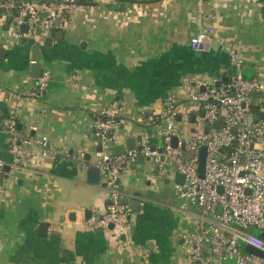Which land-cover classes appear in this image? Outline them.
<instances>
[{
  "label": "crops",
  "instance_id": "obj_1",
  "mask_svg": "<svg viewBox=\"0 0 264 264\" xmlns=\"http://www.w3.org/2000/svg\"><path fill=\"white\" fill-rule=\"evenodd\" d=\"M82 1L96 6L55 30L53 36L64 35L50 48L0 22V109L15 113L22 133L46 135L72 155L43 159L37 169L9 177L0 194V264H188L182 245L194 232L199 211L183 208L176 197L175 169L162 175L152 160L128 165L121 176L123 200L133 212L129 237L86 226L89 213H103L108 203L102 178L98 186L90 185L83 170L82 163H91L101 149L94 121L103 109L119 104L124 115L117 146L127 148L134 138L138 147L147 134L160 148L148 117L189 90L194 78L236 74L219 42L237 48L244 79L264 78V0ZM207 16L217 39L209 49L194 51L191 39ZM36 44L50 83L44 96L33 100ZM74 75L80 80L71 83ZM0 159L12 161L9 136L1 131ZM44 222L48 236L40 238Z\"/></svg>",
  "mask_w": 264,
  "mask_h": 264
},
{
  "label": "built area",
  "instance_id": "obj_2",
  "mask_svg": "<svg viewBox=\"0 0 264 264\" xmlns=\"http://www.w3.org/2000/svg\"><path fill=\"white\" fill-rule=\"evenodd\" d=\"M81 1L0 0V22L10 20V26L20 36L36 37V32L42 31V38L50 37L57 30V20H61L63 27L86 12ZM25 25L29 28L27 34L22 33ZM216 39V29L207 16L190 46L194 51H202L209 49ZM219 46L236 74L227 79L194 78L188 84L189 90L176 100L167 99L160 112L148 117L146 125L156 130L162 142L160 148L153 146L146 134L134 150L116 156L123 107L113 103L96 116L94 136L102 152H97L91 163L82 164L85 172L93 167L100 170L108 203L103 213H93L85 222L90 230L113 231L121 238L129 237L133 212L132 205L123 202L121 176L128 165L149 159L162 175L175 169V176L185 177L183 185L175 184V195L183 208L190 205L199 211L194 232L182 245L188 264H264V256L244 252L250 246L264 254V239L255 232L264 233V78L244 79V60L237 48L224 42H219ZM79 80L77 75L70 78L71 83ZM35 81L29 97L38 100L48 88L50 74L43 71ZM15 118V113L6 116L0 109V131L9 136L12 157L9 164L0 159V194L5 192L9 177L37 169L43 159L72 157L67 147L59 151L46 135L22 133ZM183 123L195 124L191 135L183 130ZM200 126L206 134H198ZM37 130L33 127L32 133ZM173 138L178 139L177 147L172 145ZM204 148L207 159L205 176L201 178Z\"/></svg>",
  "mask_w": 264,
  "mask_h": 264
},
{
  "label": "water",
  "instance_id": "obj_3",
  "mask_svg": "<svg viewBox=\"0 0 264 264\" xmlns=\"http://www.w3.org/2000/svg\"><path fill=\"white\" fill-rule=\"evenodd\" d=\"M81 4L85 7L96 6V4H94L92 2H85V1H82ZM7 23H8L7 28L10 29V20H8ZM55 26L57 29H60L61 28V20H57L55 23ZM28 32H29L28 26H26V25L23 26L22 27V33L27 34ZM63 35H64V33L62 31H59L55 34V36L52 35L50 37L42 38V31L36 32V37L41 39L42 44H44V46L46 48L52 47V43L54 42V40L55 39L61 40L63 38ZM28 40H29L28 38H24L23 42L28 43ZM40 50H41V47L38 44H36L32 47V78L35 80H37L41 76V73L43 72V65H42L41 59H40ZM3 52H4L3 49H0V53H3ZM203 115H204V113L201 112L200 116L203 117ZM191 121L192 122L195 121L194 117L191 118ZM165 127H166V125H165ZM214 127L218 128L219 124L215 123ZM18 129L20 130L21 127L19 126ZM177 144H178V139L173 138V141H172L173 147H177ZM135 148H136V139L131 138V139H128V141H127V148L124 145H118L114 149V154L116 156H122L127 151L134 150ZM152 149H155V147H152ZM98 151L102 152V149H99ZM206 159H207V152H206V148H204L202 150L201 159H200V168H199V174H200L201 178H204V176H205ZM86 160L90 161L91 157H87ZM5 171L9 172L10 168L6 167ZM157 174H158V172H157ZM87 182L90 185L98 186L101 183V172H100V170L95 168V167L90 168L89 171L87 172ZM0 183H1V176H0ZM175 183L183 185L185 183V177L182 174H177L175 176ZM123 202H125V201L123 200ZM138 205H139L138 202L134 203L135 207H138ZM134 212H138V210L134 209ZM88 218H90V213H89ZM113 228L114 227L111 226L112 230H113ZM48 230H49V224L46 222L41 223L40 227H39L38 236L40 238H46L48 236ZM98 231L102 232V230H98ZM259 237L264 239V233L263 232L259 233ZM246 251L249 254L264 256V254L262 252L257 251L250 246H246Z\"/></svg>",
  "mask_w": 264,
  "mask_h": 264
},
{
  "label": "rangeland",
  "instance_id": "obj_4",
  "mask_svg": "<svg viewBox=\"0 0 264 264\" xmlns=\"http://www.w3.org/2000/svg\"><path fill=\"white\" fill-rule=\"evenodd\" d=\"M187 108L190 109L191 108L190 105H187ZM194 126H195V124L192 125L190 123H183L182 124L183 130L188 131L190 135H191L190 131H191V129ZM206 133H207V131L204 129V127H202V126L198 127V134H206ZM255 232H256V234H259L260 233V231H258V230H256ZM245 249H246V247L244 248V250ZM244 252L247 253L246 250Z\"/></svg>",
  "mask_w": 264,
  "mask_h": 264
},
{
  "label": "trees",
  "instance_id": "obj_5",
  "mask_svg": "<svg viewBox=\"0 0 264 264\" xmlns=\"http://www.w3.org/2000/svg\"><path fill=\"white\" fill-rule=\"evenodd\" d=\"M6 115V114H5ZM6 116H8V115H6Z\"/></svg>",
  "mask_w": 264,
  "mask_h": 264
}]
</instances>
